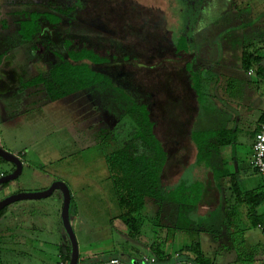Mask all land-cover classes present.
Here are the masks:
<instances>
[{"label":"rangeland","instance_id":"rangeland-1","mask_svg":"<svg viewBox=\"0 0 264 264\" xmlns=\"http://www.w3.org/2000/svg\"><path fill=\"white\" fill-rule=\"evenodd\" d=\"M226 1H62V26L57 33H60L62 38L73 39L79 44L108 50L119 59L107 65H94V72L103 75L104 83L88 92L69 94L57 100L52 113H32L26 119H21L19 126L25 130L23 139L27 142L23 149L26 156L36 158L33 163L38 161L41 164L44 161L43 156L45 159L56 161V180L68 183L67 186L72 191L70 212L76 206L78 215L87 228L100 226V231L114 236H118L115 229H124L119 219L114 218L118 216V209L108 180L104 157L124 146L132 134L133 126L126 117V111L134 103H144L149 107L155 124V134L167 154V163L161 179L162 189L166 191L179 184L190 185L201 180L200 168L196 167L195 163L196 149L190 140L197 117L195 128L201 130V93L198 104L186 64H190L191 72L198 78L201 79L202 73L208 79L209 74L206 71L212 68L211 63L224 60L229 64L233 59L228 49L231 48L229 45L234 34H238L245 46L247 34H252L255 29L260 32L264 29V0H234L236 7L228 2L231 0ZM52 11L53 9H47V12ZM236 28L238 29L235 32ZM184 33L188 37L191 51L187 54H176L177 38ZM59 46L56 42L54 51L58 50L64 54ZM48 48L52 51L51 45ZM121 55L127 56L128 61H122ZM205 58H208V65L201 72V63ZM254 80L251 79V82ZM218 81L216 90L225 94L219 104L224 106L233 96H229V88L225 87L228 82L226 75L219 76ZM233 89L236 91L234 87ZM237 91L243 96L246 93L245 89L242 92L239 89ZM236 97H239L238 93ZM255 116L256 113L249 118ZM227 126L233 136L236 130H246V122L242 120L229 121ZM0 135L6 147L7 143L12 147L16 146L14 133L10 135L7 128L0 127ZM241 137L244 141V134ZM243 148L247 149V144L243 145ZM37 154L42 158L38 159ZM0 169L9 170V164H0ZM45 170V176L51 175L52 169L46 167ZM33 177L36 175L30 173L31 182L36 183L38 180ZM23 178L20 181L24 182ZM16 182L17 180H14L9 183V187L0 188V200L18 183ZM58 196L60 193L56 191L41 201L46 212L49 213L55 207L57 209V203L60 212L54 220L49 218L51 224L46 225L44 233H39L40 238H44L45 245L41 242L37 245L34 242L32 249L23 248L26 245L23 241L32 237L23 234L25 231H21L20 236V229L15 227H8L10 232H7L5 221L13 222L11 215L0 219V264L64 263L58 258L59 245L62 238L67 240L69 245L70 242L63 229L62 199L58 202ZM150 202L151 199L146 200L145 209L150 216L147 221L151 222L153 228L157 226V222L152 215L160 207L158 205L147 208V205L152 204ZM199 206L201 211V204ZM185 217L193 223V229H198L201 219L198 221L193 213H187ZM162 221L164 220L161 218L158 222L162 224ZM191 223L187 227H191ZM174 231H168V236L175 235V240L168 241L166 246V232L162 237L159 232L157 238L164 242L168 255L169 252H176L181 253L180 257L184 260L191 258V253L185 248L200 241L201 234L189 231L181 237V234L172 233ZM73 233L78 237L75 229Z\"/></svg>","mask_w":264,"mask_h":264},{"label":"crops","instance_id":"crops-1","mask_svg":"<svg viewBox=\"0 0 264 264\" xmlns=\"http://www.w3.org/2000/svg\"><path fill=\"white\" fill-rule=\"evenodd\" d=\"M62 1L0 0V127L7 128L9 134L14 133L13 137L16 138L15 147L8 145V143V147H6L0 135V147L17 157L23 165L21 175L17 179L18 183L16 182L17 184L12 186L11 190L5 193L1 200L20 193L43 192L48 190L52 184L58 182L56 180L58 176L54 171L56 161L45 159L44 156L42 158L37 154L38 159H44L39 164L38 161L33 163L36 158L32 159L26 156L25 149H23L27 142L26 139H23L25 130L19 125L21 119H26L32 113L40 115L41 113L43 115L49 112L52 113L57 102L49 98V94L44 84H42L44 82L32 85H28V83L34 82L38 78L47 81L50 70L66 58L63 42L70 38H62V35L57 33L62 26L60 15ZM249 1L256 2V0ZM228 2L236 7L234 0ZM47 9H53V11L47 12ZM44 14H53V20L47 22L42 18L38 19L37 30H35L33 37L31 39L25 38L28 34L23 33L22 27L25 26L28 30L31 17ZM250 25L253 26L251 23ZM237 29H235V32ZM245 40L246 44L244 46L243 40L238 38V34H234L229 45V48H231L228 49L231 58L233 56L231 62L227 64V62L221 60L216 61L215 64L211 63L213 64L212 68L206 71L209 74L208 79L201 73V141H204L211 133L229 132L231 130L227 126L229 121L242 120L246 122V130H236L232 143L224 144L221 139H215L213 146L217 145L219 147V155L215 154L210 163L201 162L200 166H196L201 171V180L196 179L201 184V201L199 203V205L201 204V211L198 205L199 208L193 212V216L198 218V221L201 219V223L198 224L199 230L192 228L191 232L201 234V240L197 237L200 240L197 242L198 246L202 255L210 259L212 264H264V201L257 206H253L247 203L244 193H240L236 198L231 191L232 179L244 192L259 191L262 186V179L254 173L249 161L251 159L253 135L255 131L259 130L260 114L264 108V76L262 75L264 72V29L262 32L258 29L253 30L252 34L246 35ZM56 42L57 46L60 45L59 47L63 49L64 54L58 50L54 51ZM49 45L52 46V51L48 48ZM244 50L247 52L248 57L256 60L247 71H244L241 67V56ZM207 60L208 58L202 60L201 72L208 65ZM88 67L94 71L93 64H89ZM250 70L254 72L252 76H248ZM222 75H226L228 78L225 87L229 88L231 94L229 96H233L232 100L224 106H221L219 101L225 98V94L218 93L216 90L219 85V76ZM214 78H217V80ZM251 79L255 80L251 82ZM238 89L240 92L245 89V95H240ZM237 93L239 97H236ZM254 113H256L255 118H249ZM49 121L51 124L50 118ZM197 122L198 117L195 119V124ZM195 124L191 133L195 130ZM239 134L241 135L239 136ZM243 134L244 141L241 137ZM245 144L248 147L245 150L248 151L243 148ZM225 148L227 149L225 150ZM27 158H29V161H27ZM46 167L52 169L51 175L47 176L46 174L45 176L43 174ZM69 169L71 170V168ZM1 171L10 174L14 171V167L9 164V170ZM225 171L229 175L224 179L217 180V176L224 174ZM30 173L36 175L35 178L33 177L38 180L36 183L31 182ZM65 176L67 175L65 174ZM22 177H24V182L20 181ZM63 184L69 186L68 183ZM7 187H9V184L4 188ZM69 192L72 194L70 189ZM72 198L73 195L71 204ZM61 199L60 193L57 198L58 202H61ZM43 200L16 202L8 206L5 214L0 218L6 219L8 215L13 217V222L5 221L7 232H10L8 227H15L20 229V236L22 235L21 231H25L23 234H29L32 237L23 241L26 244L23 248L28 247L30 249L33 247L34 244L32 243L34 242L37 245L40 242L45 245L46 242L44 238H40L39 233H44L47 226L51 224L50 219L54 220L56 214L59 215L60 213L57 201L55 202V204L57 203V209L55 207L48 213L41 203ZM236 201H238L237 204ZM150 203L152 204L147 205V208L158 206L154 202ZM158 209H154V214L152 209V218H155L157 228L155 226L152 228L151 222L147 221L150 216L144 208L142 214L145 215L146 219L138 235L129 234L125 227L124 229L120 227V229H115L118 236H114L103 230L100 231V226L87 228L78 215V209L75 206L69 212V221L73 232L75 229L78 234L77 237L74 233L78 246V262L97 263L117 257L126 263L138 264L142 255H151L152 246L160 241L157 238L159 232L162 233L161 237L164 236V232L167 233L164 240L165 246L169 243L168 241L175 240V235L168 236L170 229L175 230L172 232L174 234H181V237H183V233L189 232L186 228L191 221L185 215L181 216L182 230L176 229L179 215L172 205ZM161 218L164 220L162 224L158 222ZM108 224H110V221H108ZM191 224L194 227L193 223ZM65 239L67 238L65 237ZM61 240L58 258L61 262L68 264L67 259L68 257L70 259L71 256V246L64 238ZM164 242L160 241L163 246ZM165 246L163 249L168 255ZM172 254L175 255L171 256ZM169 255V263L187 264L186 260L180 257L181 253L169 252Z\"/></svg>","mask_w":264,"mask_h":264},{"label":"trees","instance_id":"trees-1","mask_svg":"<svg viewBox=\"0 0 264 264\" xmlns=\"http://www.w3.org/2000/svg\"><path fill=\"white\" fill-rule=\"evenodd\" d=\"M53 17V14L32 16L29 29L27 30L25 26L22 27L23 33L28 34L25 38L31 39L33 37L35 30H37L38 19L42 18L48 22L53 20ZM63 49L66 58L50 70L47 81L38 78L34 82L28 83V85H32L44 82L42 84H44L52 101L65 98L69 94L89 91L91 88L101 85L105 82L102 74L92 71L88 65H106L119 59L107 50L91 48L86 44H79L70 39L63 42ZM180 51L184 53L188 51L185 38H182L176 47V53ZM254 61L256 60L248 57L244 50L241 56L242 69L247 71L254 64ZM190 68L188 67V73L192 77L191 87L198 104H200L201 79L194 72H190ZM126 117L133 126L132 134L124 146L104 157L108 180L118 209L116 218L119 219L129 234L138 235L145 222V215L142 213L146 200L151 199L159 207L172 205L177 210L179 219L176 229L181 231V216L195 212L201 201V184L197 181L190 185L179 184L164 191L161 179L167 163V154L155 134V124L151 119L149 107L144 103H134L126 111ZM257 132L258 130L254 132L253 137ZM215 139H221L224 144H230L234 141V136L226 131L217 132L211 133L204 141H201V130L195 128L191 133V141L196 149V166H200L201 162L210 163L215 154L219 155V147L213 146ZM228 175L229 173L225 171L224 174L217 176V180L224 179ZM231 181V191L236 198L240 193H244L246 201L250 205L257 206L263 203V186L260 187L259 191L244 192L233 182V179ZM228 183L230 182L228 181ZM237 203L238 201H236ZM5 211L6 208L0 211V218L3 217ZM187 225L190 226V222ZM192 228L191 226L186 229L191 232ZM163 248L164 246L160 242L154 244L151 248V256L155 257L158 263H169V256L166 255ZM185 249L192 256L186 260V263L212 264L210 259L202 255L198 243H194ZM67 260H70L69 257Z\"/></svg>","mask_w":264,"mask_h":264},{"label":"water","instance_id":"water-1","mask_svg":"<svg viewBox=\"0 0 264 264\" xmlns=\"http://www.w3.org/2000/svg\"><path fill=\"white\" fill-rule=\"evenodd\" d=\"M0 159L8 164H11L14 167V171L12 173L0 179V188L3 189L10 182L17 180L19 178L22 172L23 165L17 157L4 151L1 147H0ZM54 191H59L61 193L62 201H63L62 209H61V221L63 224V229L68 236L71 246V256L68 264H76L78 261V246L69 221L71 195L69 189L65 184L61 182H56L52 184V186L48 190L43 192L20 193L9 196L4 200H0V211L16 202L46 199L50 197Z\"/></svg>","mask_w":264,"mask_h":264},{"label":"built area","instance_id":"built-area-1","mask_svg":"<svg viewBox=\"0 0 264 264\" xmlns=\"http://www.w3.org/2000/svg\"><path fill=\"white\" fill-rule=\"evenodd\" d=\"M254 74L253 70H250L248 72V76H252ZM264 76V72L262 73ZM2 160L0 159V164ZM249 165L252 168V170L260 176L262 179V186L264 189V108L261 111L260 114V124H259V130L255 134L253 138V143L251 147V159L249 161ZM7 174L2 172L0 170V179L5 177ZM59 264H65V263H59ZM76 264H129L121 260L117 257H112L107 260L97 262V263H81L78 262ZM138 264H161L158 263L155 257L149 255H142L139 259ZM164 264H171V263H164ZM191 264V263H187Z\"/></svg>","mask_w":264,"mask_h":264},{"label":"flooded vegetation","instance_id":"flooded-vegetation-1","mask_svg":"<svg viewBox=\"0 0 264 264\" xmlns=\"http://www.w3.org/2000/svg\"><path fill=\"white\" fill-rule=\"evenodd\" d=\"M62 24V23H61ZM182 38H185L186 39V41H187V46H188V51L186 52V53H184V52H182V51H180L179 53H183V54H187L189 51H191V46H190V44H189V42H188V37H187V35L184 33V34H180V36H179V38H177V44L176 45H178V43H179V41L182 39ZM90 47V46H89ZM91 48H94V47H91ZM96 49V48H95ZM102 51H104V50H102ZM108 51V50H107ZM176 51V50H175ZM110 52V51H109ZM179 53H176V54H179ZM193 56H194V54H193ZM120 59L122 60V61H128V57L127 56H123V55H121V57H120ZM107 65V64H106ZM189 65L190 64H186V68L188 69V67H189ZM95 66H98V65H95ZM191 70H192V67L190 68ZM191 70H190V72H191ZM73 95V94H72Z\"/></svg>","mask_w":264,"mask_h":264}]
</instances>
